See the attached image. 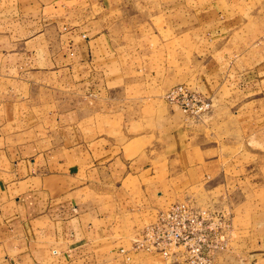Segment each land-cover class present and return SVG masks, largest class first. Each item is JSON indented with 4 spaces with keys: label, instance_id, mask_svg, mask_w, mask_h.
<instances>
[{
    "label": "crops",
    "instance_id": "1",
    "mask_svg": "<svg viewBox=\"0 0 264 264\" xmlns=\"http://www.w3.org/2000/svg\"><path fill=\"white\" fill-rule=\"evenodd\" d=\"M231 5L158 6L195 49L183 82L214 107L188 122L167 103L147 127L126 94L139 82L130 48L142 35L126 21L137 10L125 0H0V264H176L132 240L173 202L217 205L191 190L222 170L231 154L220 142L264 148V34L233 51L246 22ZM88 100L100 104V134L67 142L73 128L64 129L87 118ZM236 252L264 263V208L215 264Z\"/></svg>",
    "mask_w": 264,
    "mask_h": 264
},
{
    "label": "rangeland",
    "instance_id": "2",
    "mask_svg": "<svg viewBox=\"0 0 264 264\" xmlns=\"http://www.w3.org/2000/svg\"><path fill=\"white\" fill-rule=\"evenodd\" d=\"M169 1L125 0V4L129 8L137 10L136 14H132L134 16L131 20L127 19L126 21L133 24L132 32L135 35H142V38L136 39L130 48L132 55L135 56L131 62V67L135 69L133 75L139 82H136L130 92L126 94L129 96L128 101L136 102L138 107H143V111L145 110L147 127H150L154 119L165 111L166 105L169 103L164 97L165 93L172 87L184 83L195 54L194 46L190 40L165 27L161 17L157 14L158 6ZM183 1L186 6L190 7V10L200 7L201 12L211 4L212 6L215 4L224 6V2L232 4V7L229 8L237 11L235 19L246 22L243 29L232 35L235 42L233 51H239L240 40L248 43L249 47L252 44L255 46V43L260 39L258 38L259 34H264L263 27H261L263 25L260 26L261 22H264V0ZM146 33L153 34L151 41ZM244 36L248 38L244 39ZM147 74L150 82H147L146 88L143 81ZM168 87L170 88L166 90ZM72 101L74 104L75 102L78 104L86 102L85 99L75 96ZM87 103L88 110L85 109L87 118H83V121L73 127L64 129L68 132L73 128L72 134L74 135L67 142L79 141L83 134L84 137L100 134V128L103 127L101 126L103 122L100 120L102 116L100 104L91 100H88ZM136 109L137 112L140 110L137 107ZM184 116L188 122H197L201 119L188 117L185 113ZM112 121L110 120V124ZM61 129L63 130V128ZM221 143L222 149L231 154L221 157L222 170L213 178L193 186L191 191L202 203L215 198L214 204L217 205L214 208L227 210L233 225V235L235 233L234 238L233 235L231 237L230 247L225 249L228 250L232 246L236 248L239 230L245 228L246 220L252 211L264 208V148L261 149L252 144L248 146L239 144L237 147L230 148L224 145V141ZM229 264H246V262L242 255L236 252L232 255Z\"/></svg>",
    "mask_w": 264,
    "mask_h": 264
},
{
    "label": "built area",
    "instance_id": "3",
    "mask_svg": "<svg viewBox=\"0 0 264 264\" xmlns=\"http://www.w3.org/2000/svg\"><path fill=\"white\" fill-rule=\"evenodd\" d=\"M164 97L191 118H201L213 109L210 97L186 83L172 87ZM232 235L226 209L198 208L188 201H176L156 213L134 237L132 247L160 252L167 263L215 264L218 252L230 247Z\"/></svg>",
    "mask_w": 264,
    "mask_h": 264
}]
</instances>
